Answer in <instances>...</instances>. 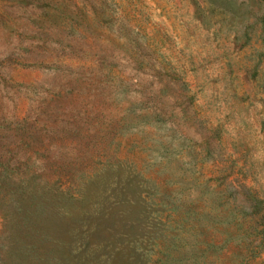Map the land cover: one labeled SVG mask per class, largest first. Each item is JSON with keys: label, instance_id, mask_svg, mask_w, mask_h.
Returning a JSON list of instances; mask_svg holds the SVG:
<instances>
[{"label": "rangeland", "instance_id": "374dc122", "mask_svg": "<svg viewBox=\"0 0 264 264\" xmlns=\"http://www.w3.org/2000/svg\"><path fill=\"white\" fill-rule=\"evenodd\" d=\"M0 264H264V0H0Z\"/></svg>", "mask_w": 264, "mask_h": 264}]
</instances>
